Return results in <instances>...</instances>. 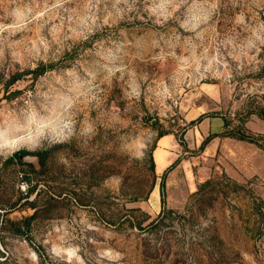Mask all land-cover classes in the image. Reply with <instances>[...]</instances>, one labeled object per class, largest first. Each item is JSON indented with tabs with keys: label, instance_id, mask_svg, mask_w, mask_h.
Wrapping results in <instances>:
<instances>
[{
	"label": "rangeland",
	"instance_id": "obj_1",
	"mask_svg": "<svg viewBox=\"0 0 264 264\" xmlns=\"http://www.w3.org/2000/svg\"><path fill=\"white\" fill-rule=\"evenodd\" d=\"M15 73L0 264H264V0H0Z\"/></svg>",
	"mask_w": 264,
	"mask_h": 264
},
{
	"label": "trees",
	"instance_id": "obj_2",
	"mask_svg": "<svg viewBox=\"0 0 264 264\" xmlns=\"http://www.w3.org/2000/svg\"><path fill=\"white\" fill-rule=\"evenodd\" d=\"M45 66L43 63H40L36 68L32 69L30 71V73L34 74V77H37L38 75H41L42 73H44L45 71ZM22 74L21 73H15L13 74L8 81H6L5 83H3L0 91L3 93L2 98H5L7 100L12 99L13 97L17 96L19 92H21V89L19 88H15L13 85L19 81V79L21 78ZM26 152H18L16 153V157L19 159V155L23 154L25 155ZM20 160V159H19ZM174 165V164H173ZM34 190V188H30L29 192H32ZM28 192V193H29ZM155 220L152 221L150 223V225H154L155 224ZM139 227L142 229L143 226L142 224H139Z\"/></svg>",
	"mask_w": 264,
	"mask_h": 264
},
{
	"label": "water",
	"instance_id": "obj_3",
	"mask_svg": "<svg viewBox=\"0 0 264 264\" xmlns=\"http://www.w3.org/2000/svg\"><path fill=\"white\" fill-rule=\"evenodd\" d=\"M20 158H21V159H23V158H24V156H23V155H20Z\"/></svg>",
	"mask_w": 264,
	"mask_h": 264
},
{
	"label": "flooded vegetation",
	"instance_id": "obj_4",
	"mask_svg": "<svg viewBox=\"0 0 264 264\" xmlns=\"http://www.w3.org/2000/svg\"><path fill=\"white\" fill-rule=\"evenodd\" d=\"M21 155V154H20ZM20 155H19V158H20Z\"/></svg>",
	"mask_w": 264,
	"mask_h": 264
}]
</instances>
